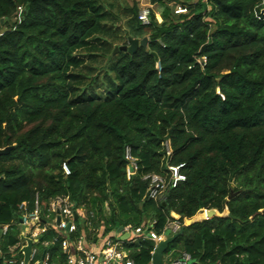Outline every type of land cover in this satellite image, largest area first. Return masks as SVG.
I'll return each mask as SVG.
<instances>
[{
	"label": "trees",
	"instance_id": "obj_1",
	"mask_svg": "<svg viewBox=\"0 0 264 264\" xmlns=\"http://www.w3.org/2000/svg\"><path fill=\"white\" fill-rule=\"evenodd\" d=\"M100 1L0 0V264L22 259L17 209L36 196L43 208L66 197L87 238L89 220L105 234L177 222L164 264H264V0L162 3L147 24L130 9L124 45L145 35L146 47L115 54L120 29ZM167 163L185 180L144 199L143 177ZM207 209L218 215L184 226ZM57 237L39 236L51 261L63 260ZM117 240L151 264L153 241Z\"/></svg>",
	"mask_w": 264,
	"mask_h": 264
},
{
	"label": "built area",
	"instance_id": "obj_2",
	"mask_svg": "<svg viewBox=\"0 0 264 264\" xmlns=\"http://www.w3.org/2000/svg\"><path fill=\"white\" fill-rule=\"evenodd\" d=\"M185 9L178 8L175 13H183ZM150 9L141 8L138 11L137 18L142 24H147L150 20ZM164 155L169 156L171 153L170 142L165 140L163 143ZM124 159L125 175L127 178L135 175L138 166L136 158L131 154L127 147ZM183 163L168 164L162 173L147 174L143 178L148 180L146 186V196L149 199L160 200L163 194L170 188L176 187L185 180V175L181 172ZM63 171L68 174L69 170L65 164H62ZM17 224L20 228V238L22 240L20 250L26 245L25 239L32 242L28 264H133V261L126 257V252L121 248V234L127 233L126 239L135 242L139 239H148L157 244L158 241L165 238V233L157 234L153 230L154 221L147 222L144 226L131 227L123 226L120 233H104V227H92L90 220L85 223L89 230L93 232L92 238H87L83 228L79 231V222L83 220L72 207L69 200L64 197H56L48 200V205L43 208L37 196L33 200L32 206L29 207L26 201L18 206ZM75 213L77 216H75ZM93 216V214H92ZM172 232L179 229L177 222L172 223ZM8 224L0 225L2 234L6 232ZM53 230L58 234L60 243V252L63 255L62 261H51L50 253L45 249L39 248V236ZM78 232V233H77ZM101 236L102 241L98 249L92 248V240ZM48 241L41 242L40 246L46 247ZM22 254V252H20ZM1 255V252H0ZM189 255L184 254L181 260H175L171 264H184L189 261ZM18 264H23L22 259Z\"/></svg>",
	"mask_w": 264,
	"mask_h": 264
},
{
	"label": "rangeland",
	"instance_id": "obj_3",
	"mask_svg": "<svg viewBox=\"0 0 264 264\" xmlns=\"http://www.w3.org/2000/svg\"><path fill=\"white\" fill-rule=\"evenodd\" d=\"M196 0H101V4L104 10L111 14L112 24L113 26H118L120 29L119 33L120 36L115 40L112 44L113 47L124 45L125 39L124 37L127 35L125 32L128 28L127 22L129 18L132 16L130 9H136L137 12L141 8L148 7L151 12L154 13V16L158 22L161 21V17L159 12L161 10V4H167L173 12L176 9L182 8V4L186 2H195ZM109 23V22H108ZM114 27V28H115ZM4 28H0L2 31ZM117 31V30H116ZM145 36V35H144ZM143 37V36H142ZM139 37L138 39L142 38ZM126 44V43H125ZM111 54L109 55L108 59L110 58ZM104 60V59H103ZM202 215V216H201ZM201 218H206L205 211H200L193 219L199 220ZM186 220V219H185ZM184 220V222H185ZM117 239V238H115Z\"/></svg>",
	"mask_w": 264,
	"mask_h": 264
},
{
	"label": "water",
	"instance_id": "obj_4",
	"mask_svg": "<svg viewBox=\"0 0 264 264\" xmlns=\"http://www.w3.org/2000/svg\"><path fill=\"white\" fill-rule=\"evenodd\" d=\"M203 7H204V9L207 8L205 3L203 5ZM260 13L264 15V8H262L260 10ZM127 42H128V45H121V46L114 47L112 54H115L119 49L120 50H127L129 52H133L138 46L146 47L147 37L144 36L141 39H133V38L128 37ZM9 150H10L9 147L0 149V154H6L9 152ZM146 198H147V196L145 195L144 199H146ZM205 214H206L205 219H207V218H210L214 215L215 216L218 215V212L215 209H207V210H205ZM173 215L177 217L176 214L173 213ZM75 216H77L76 213H75ZM195 221L196 220L193 218L186 219L184 222V226H188ZM115 226H116V233H120L123 229V226L119 225L118 223H116ZM172 228H173V225L170 224L165 231V238L158 241L157 244L155 245L153 252L151 254V264H164L163 260H162V256H163V252L166 249L168 243H170L172 240H174L183 231V227H181L176 232H172ZM127 237H128V234L123 233V234H121L120 239L125 240ZM25 241H26V245L21 248L20 252H22V255H23V264H28V258H29L32 242L30 239H25Z\"/></svg>",
	"mask_w": 264,
	"mask_h": 264
},
{
	"label": "crops",
	"instance_id": "obj_5",
	"mask_svg": "<svg viewBox=\"0 0 264 264\" xmlns=\"http://www.w3.org/2000/svg\"><path fill=\"white\" fill-rule=\"evenodd\" d=\"M173 213H174V212H171V213H170V216H171L172 218H174V219H177L179 216H178L176 213H174V214L177 215V217H176V216L173 215ZM115 234H117V233L115 232ZM101 241H102L101 236H97V237H95V238L92 240V248H93L94 250L98 249L99 246H100V244H101Z\"/></svg>",
	"mask_w": 264,
	"mask_h": 264
}]
</instances>
